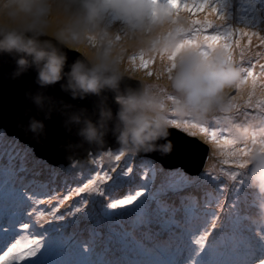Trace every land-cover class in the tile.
Returning a JSON list of instances; mask_svg holds the SVG:
<instances>
[{
  "label": "snow or ice",
  "instance_id": "obj_1",
  "mask_svg": "<svg viewBox=\"0 0 264 264\" xmlns=\"http://www.w3.org/2000/svg\"><path fill=\"white\" fill-rule=\"evenodd\" d=\"M151 3L157 5L159 0H151ZM164 7L171 17L167 36L179 41V48H196L205 57L212 50L221 48L225 54L224 63L237 68L232 77V87L240 90L245 83L251 84V90L242 105L237 104L238 97L227 96L219 111L231 113L232 117L243 116L244 124L235 123L229 116H225L223 120L214 117L218 127L211 130L206 123L193 119L180 120L175 112L170 114L168 122L190 136L201 134L206 143L213 145L214 150H220L219 155L223 157L224 164L245 170L251 153L257 148L264 151V63H259V72L254 73L255 65L251 60L247 67L235 61L233 49L240 48L243 60L245 52L254 41H258L262 50H257L254 55L259 61L264 58V35L243 29L236 32L231 29L221 30L222 24L217 21L222 22L224 17L218 15V9L212 5L211 0H167ZM201 11L208 15L202 19L194 18ZM152 15L155 17L156 12L153 11ZM213 16L215 19L211 18ZM209 29L212 31L209 32ZM113 39L119 43L123 37L117 34ZM245 39L247 44L242 45L241 41ZM89 44L95 47L96 38L90 37ZM155 56H159L164 66L156 73L157 78L169 75L176 66L175 52L165 55L158 50L151 53L140 51L139 67L147 70ZM136 59L134 55L130 58V63L135 64ZM146 74L153 75L152 72ZM174 99L168 97L169 101ZM239 107L253 108L258 113L252 115L247 111L240 112ZM225 131L229 135L221 139ZM237 133H243L245 138L240 139ZM105 155L113 158V154L105 153L101 155V161ZM124 156L125 153L119 150L114 155V160L119 162ZM27 163L19 154L18 163L12 157L9 158L8 167L14 177L12 210L9 211L6 203L3 215L0 216V232L4 233L7 242L8 233L15 223L19 222L24 230H29L30 223H35L40 231L34 235H39L40 238L16 239L10 245L6 243L5 249L0 252V264H264V229L250 223V209L256 198L243 187L246 184L244 172L229 170L226 174L229 181L241 185L237 189L233 184L236 199L227 207L220 196L214 195L215 189L211 188L204 189L201 202L190 191L201 189L199 178L188 175L182 169L173 172L156 169L148 176L147 172L135 174L133 168L127 165L119 171L115 165L108 170L97 171L83 186L69 189L63 196L48 195L45 200L35 190L29 191L22 177L16 179L18 173L27 170ZM140 175L145 179L139 180ZM209 179L216 180L218 176L209 174ZM126 187L128 193L123 198L113 197L114 193ZM81 193L108 197L109 202L105 204L93 199V207L71 223L78 225L80 220L92 219L97 215L95 209L99 206L98 215L108 221L107 233L101 231L100 220L87 229V239L77 231H65L68 227L67 217L82 212L89 204V197L81 196L76 204L63 213L59 212V207L71 195ZM176 199L179 200L178 204L175 203ZM53 200H58V203L47 208L50 219H46L45 211L37 206L51 205ZM109 209L117 211L113 214ZM126 223L131 231L125 228ZM114 226H119V229ZM133 232H139L142 239L147 240L151 246L146 248L142 240L133 236ZM148 252L165 255L168 259L154 261L134 258Z\"/></svg>",
  "mask_w": 264,
  "mask_h": 264
},
{
  "label": "clouds",
  "instance_id": "obj_2",
  "mask_svg": "<svg viewBox=\"0 0 264 264\" xmlns=\"http://www.w3.org/2000/svg\"><path fill=\"white\" fill-rule=\"evenodd\" d=\"M167 11L163 4L154 5L151 0H0V54L15 60L13 79L32 69L40 89L59 84L73 100L97 97L91 114L86 108L62 105V126L69 132L75 129L78 138L76 145L67 148L102 147L111 134L126 154L158 151L167 155L173 148L167 139L172 127L170 114L206 123L222 110L237 72L235 65L224 63L221 48L207 57L196 48H179V41L167 36L171 23ZM106 12L124 22L120 43L113 39L116 30L110 28ZM90 37L96 38L95 47H88ZM82 48L88 51L75 52L80 57L69 64L68 52ZM126 50L175 52L176 66L163 83L132 78L124 63ZM163 67L158 66L157 73ZM126 77L139 81V87L121 91ZM106 92L114 94L115 113ZM26 95L45 112L43 120L29 117L27 131L37 138L46 136L44 121L52 118L53 98L42 91ZM169 96L174 101H169ZM237 135L245 138L243 133ZM248 159L244 178L256 194L250 223L264 229V151L257 148Z\"/></svg>",
  "mask_w": 264,
  "mask_h": 264
},
{
  "label": "rangeland",
  "instance_id": "obj_3",
  "mask_svg": "<svg viewBox=\"0 0 264 264\" xmlns=\"http://www.w3.org/2000/svg\"><path fill=\"white\" fill-rule=\"evenodd\" d=\"M167 0H159V3L161 4H166ZM211 3L213 6L217 7L218 9V15H222L224 17V20L217 21L218 23L222 24L221 25V30L225 29H231L233 32H236L238 30H248V31H254L258 32L259 34L264 35V0H211ZM186 15H189L188 13H184ZM208 15L207 12L201 11L200 13L195 14L194 18H200L202 19L204 16ZM107 19L110 21V28L115 29V35L119 34L121 35V30L123 27L124 22L120 19H118L114 13L112 12H106ZM212 19H215V16L211 17ZM209 32L212 31V29L208 30ZM122 36V35H121ZM122 41V40H121ZM120 41V42H121ZM119 42V43H120ZM241 44H247V40L241 41ZM89 48H92V46L89 44ZM83 53H86L88 51L87 48H82ZM257 50H262L259 48V42L254 41L253 44L250 46L249 50L245 52L244 59L241 60L240 57V48L235 47L233 49V56L234 59L237 63H242L243 66L247 67L249 60H251V63L255 65L253 71L254 73L259 72V63H264V58H260L259 61L255 58V52ZM139 53L140 51L137 52H132L131 50H126L124 53V63L125 65L128 66V71L129 75L133 78V76L138 77L139 79H151V80H157L161 83L164 82L165 76L160 77L159 79L157 78V67L162 65L161 60L159 56H155L153 61L150 63V66L147 70L142 69L139 67ZM70 54V52H68ZM136 56L137 59L135 61V64L130 63V58L133 56ZM147 58V56L145 57ZM146 72H152V76H148ZM259 86V85H258ZM251 90V84L250 82L245 83L244 85L241 86L240 90H237L235 87L229 88L227 90V96L232 97L236 96L238 97L237 99V104L242 105L246 99L249 91ZM240 112L247 111L248 113L252 115H256L258 113V110L253 109V108H244V107H239ZM225 116L232 117L231 113H224V112H217L212 118H210L206 124L210 125L211 130H215L218 126L215 123V118H220L221 120L224 119ZM180 120L184 119H191L188 117H177ZM237 124H244V117L243 116H235L232 117ZM181 130V129H179ZM183 131V130H181ZM188 135L187 132L183 131ZM235 133H233L234 135ZM229 133L225 131L223 135L221 136V139H223L225 136H228ZM190 136V135H189ZM193 137V136H191ZM194 137L199 138L202 143H205L209 147V152H208V158L205 162V165L202 169L201 172H199L197 175H191L193 177H197L200 180L201 184V189L199 190H190L193 192L194 195H196L198 198L201 199V202H203V197H200L199 194L204 192V189L206 188H211L215 189L214 195L220 196L222 198V202L227 206H230L232 201L236 199V192L233 191V184L235 183L236 188L240 189L241 185L238 182H233L229 181L226 178V174L229 170H234L238 172H244L245 170H239V169H234L230 164H224L223 163V157L219 155V149L213 148V145L209 142L206 143L204 140V137L201 134H197ZM5 139L2 140L0 137V216L3 215L5 205L6 203L9 205V211H11V201H12V188H13V179L14 177L10 174V169L8 167L9 165V158L12 157L14 162L18 163V154L19 156H23L27 161L26 165V171L23 173H18L16 179L18 180L20 177L23 178V182L28 186L29 191L35 190L43 199L47 200L48 195H53V194H58L59 196L66 195L69 189H75L77 186H83V175H88L90 177H94L95 173L97 171L103 170H108L111 166L115 165L117 166V171L120 170V168L124 167L125 165L131 166L133 168V171L135 174H141L145 173V170L149 171L148 176H151L152 171L154 170L152 168V162L147 160L145 157H137L136 156V161H134V156L131 154H126L125 156L121 158V161L116 162L114 160V155L116 153L111 152H105V153H111L113 154V158L110 159L107 155L104 156V159L101 161L99 158L101 155H99L97 158H92L91 161L94 162L95 160V165H92L91 167L85 168L84 172H75L74 169H66L62 171V169H59L57 171L49 169L47 173L49 176L51 174L52 178L50 179H42L38 177L37 175H32V174H37L38 170L42 171V162H36L35 160L32 159V157L28 156L23 148H20L19 150L13 151L12 147L14 146L13 143L10 144V142H7L6 145ZM120 149V148H119ZM103 153V154H105ZM101 154V153H100ZM44 163V162H43ZM103 163V165H102ZM77 166V165H75ZM97 169V170H96ZM209 174L212 176H218V179L216 180H210L209 179ZM60 175H63L62 177ZM112 175H115V173H112ZM189 175V174H188ZM145 177L143 175L139 176V180H143ZM88 178L86 179L85 183L87 182ZM80 182V183H78ZM109 183H111L109 181ZM218 186V187H217ZM135 187V186H133ZM245 190L251 194L254 195L256 198V194L251 191L248 187L247 184L243 186ZM128 193V188H123L120 191L116 192L113 194L114 198H123ZM81 196H88L86 193H81L80 195H71V197L64 201L62 204L63 206L59 207V210L61 211L60 213L65 212L67 209L72 207L74 204H76ZM73 199V200H71ZM93 199L100 200L103 203H108L109 198L108 197H99V196H94L92 194L91 199L89 198V204L83 209L82 212L80 213H75L73 216H68L67 217V223L68 227L66 228L67 233H72L73 231L79 232L83 238L87 239L88 236L85 235V233L88 235L87 229L96 224L97 220L101 221L100 224V229L102 232L107 233L108 231V221L104 220L102 216H99L100 208L99 206L96 207L95 212L97 215L93 216L92 219L90 220H80L78 225H74L71 222L75 220L77 217L83 216L84 212H87L89 209H91L92 203L91 201ZM143 199V197L141 198ZM58 203V200H53L51 202V205L48 204H42L38 205L42 211L45 210V214L47 216V208L51 207L52 205H56ZM175 203H179V200L176 199ZM253 208V207H252ZM109 212H112L115 214L117 210H108ZM23 219V217H21ZM47 219H50L47 218ZM89 223L87 224V222ZM0 223H2V220H0ZM64 223V222H60ZM7 227V225H4ZM45 226H47L45 224ZM117 229H119V226H114ZM125 228L131 231L130 226L126 223ZM40 229L37 227L35 223H30V229L29 230H24L19 222L15 223L14 228L12 229L11 232L8 233V240L6 242L5 236L3 232H0V252H2L5 249L6 243L11 244L14 243L16 239H28V238H35L39 239V235H34V233H38ZM133 232V236H134ZM139 235L140 233L137 232ZM141 237V235L139 236ZM147 241V240H144ZM148 241L145 244V247H150L151 245H148ZM194 243V241H193ZM43 252L44 249H41ZM40 254L38 253V256ZM150 255V256H149ZM134 258L136 259H145V260H165L168 259L167 256L165 255H156L153 253H144L138 256H135ZM35 259V258H32Z\"/></svg>",
  "mask_w": 264,
  "mask_h": 264
},
{
  "label": "water",
  "instance_id": "obj_4",
  "mask_svg": "<svg viewBox=\"0 0 264 264\" xmlns=\"http://www.w3.org/2000/svg\"><path fill=\"white\" fill-rule=\"evenodd\" d=\"M65 51H68L65 49ZM68 63L71 64L79 54L69 51ZM82 58V57H81ZM15 70V60L7 54H0V129L7 136L15 137L19 143L26 145L40 160L52 166H68L75 162L78 165H86L90 155L99 152L119 148L114 137H106V143L102 147L75 146L71 149L67 145H76L78 138L75 129L66 131L62 126V105H72L74 109L86 108L91 114L97 103V97L89 96L83 100H73L67 93L63 92L60 85L40 89L35 83L36 72L30 69L17 79L12 78ZM68 69L66 68L65 71ZM125 87H139V81L125 78L121 85V91ZM43 92L52 97V118L45 120L46 136L39 138L27 131L28 119L31 116L44 119L45 112L39 111L26 94ZM108 104L113 113L117 110L114 94L106 92ZM170 136L167 138L173 145L172 151L167 155L160 152L141 153L138 157H145L156 161L165 170L182 169L189 175H197L202 171L208 158L209 147L197 137H191L183 131L171 127ZM163 143V141H161ZM69 157L72 159L69 160Z\"/></svg>",
  "mask_w": 264,
  "mask_h": 264
},
{
  "label": "trees",
  "instance_id": "obj_5",
  "mask_svg": "<svg viewBox=\"0 0 264 264\" xmlns=\"http://www.w3.org/2000/svg\"><path fill=\"white\" fill-rule=\"evenodd\" d=\"M74 52H80V53H82L83 54V50L81 49L80 51H74ZM0 137L2 138V140H4L5 139V143H4V145H6L7 144V142H10V144L11 143H13L14 144V146L12 147V150L13 151H16V150H19L20 148H23L24 150H25V152H26V154L28 155V156H30V157H32V159L33 160H35L36 162H39V163H41L42 162V164H41V166H42V171H39L38 170V173L37 174H32V175H37L38 177H40V178H42V179H50V178H52L51 176L53 175V174H51V176H49V174L47 173V171L49 170V169H51V170H54V171H57V170H59V169H62V171H64V170H66V169H74V171L75 172H84L85 171V168H88V167H91L92 165H95V162H93V161H91L92 160V158L94 159V158H97L99 155H102L103 153H105V152H103V153H97V154H95V155H90L89 156V160H88V162H87V164L86 165H78V164H76L75 162H73V163H71L70 165H68V166H52V165H49V164H47L45 161H43V160H40V159H38V158H36L35 156H34V154L32 153V151L26 146V145H23V144H21V143H19L18 142V140L15 138V137H10V136H7L6 134H5V132L4 131H2L1 129H0ZM120 149H115V150H112L113 151V153H116V152H118ZM107 152H111V150H107ZM22 156H23V154H22ZM134 156V155H133ZM136 156L137 155H135L134 156V161H136L137 159H136ZM138 157V156H137ZM100 159V158H99ZM147 160H149V161H151L152 163V168L154 169V170H156V169H163L164 170V168L161 166V165H159L158 163H156V161H154V160H151V159H149V158H147ZM44 162V163H43ZM75 165H77V166H75ZM102 165H103V163H102ZM97 170V169H96ZM149 171V169L148 170H145V172H148ZM165 171H168V172H173V171H175V170H165ZM55 175H53V177H54ZM61 177L63 176V175H60ZM90 176H88V175H83V181H82V183H85V181H86V179L87 178H89ZM78 183H80V182H78ZM86 195H88V197L91 199V197H92V194H90V193H86ZM203 195H204V192H202V193H200L199 194V196L200 197H203ZM71 200H73V199H71ZM67 202V201H66ZM65 202V203H66ZM64 203V204H65ZM61 206H63V205H61ZM60 206V207H61ZM45 211V210H44ZM250 211L251 212H253L254 211V208H251L250 209ZM59 212H61L60 210H59ZM45 218L47 219V218H49L48 216H46V214H45ZM89 223V221L87 222V224ZM85 235L86 236H88L86 233H85ZM147 242V241H146ZM148 245H150L149 243H148ZM148 248V247H147ZM150 256V255H149Z\"/></svg>",
  "mask_w": 264,
  "mask_h": 264
},
{
  "label": "bare ground",
  "instance_id": "obj_6",
  "mask_svg": "<svg viewBox=\"0 0 264 264\" xmlns=\"http://www.w3.org/2000/svg\"><path fill=\"white\" fill-rule=\"evenodd\" d=\"M132 88H135V87H132ZM107 137H113V136H112L111 134H109ZM134 236L136 237L137 240H142V242H143L144 244H146V241H144V240L142 239V237H139L140 235H139L137 232L134 233Z\"/></svg>",
  "mask_w": 264,
  "mask_h": 264
}]
</instances>
